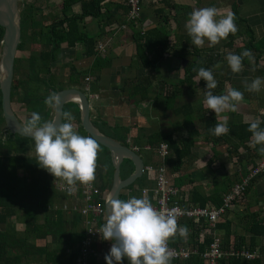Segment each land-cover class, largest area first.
<instances>
[{
	"label": "crops",
	"instance_id": "1",
	"mask_svg": "<svg viewBox=\"0 0 264 264\" xmlns=\"http://www.w3.org/2000/svg\"><path fill=\"white\" fill-rule=\"evenodd\" d=\"M139 1L140 17L136 22H130L127 21V0H103V4L108 8V19L99 21L95 17H86L82 21L84 32L88 37H93L96 42L94 53L85 56L83 54L85 45L77 43L74 47L68 48L61 45L62 56L68 55L71 62L70 68L73 67L75 71H81L84 74L83 76L81 73L80 78L83 82L82 89L91 98L90 120L92 123L107 136L119 140L137 152L143 159L144 170L139 177L140 181L135 182V180L133 186L123 188L119 195L120 200L126 201L135 196L147 198L151 204L154 203L156 197L160 195L156 178L159 173H162L177 191V198L181 204L216 207L213 201L219 199L229 185L238 182L264 156L262 151L258 155L252 137L243 144L237 141L230 131L222 135L221 139H217L213 132L208 139L205 138L212 125L209 121L210 115L216 124L223 122L226 118L228 126L251 123L257 118L264 119V85L258 92L248 91V85L256 77L264 78V0ZM76 6L75 12H78L80 6L79 4ZM203 7H215L218 12L217 19L229 12L234 14L232 9L234 7L238 31L235 34L230 33L227 38L221 39L213 46H210L207 40L203 46H195L187 32L186 22L194 9ZM163 13L167 15L168 22L161 24L167 31L171 47L159 66L145 68L137 57L133 32L159 25ZM248 44L262 49L261 54L255 57L256 52L253 53L252 48L244 47ZM77 48L80 53H77ZM197 49L201 50L200 56L218 60L217 64L210 68L223 94H227L233 88L243 93L244 99L237 104L236 111L225 110L223 113L215 114L209 109L205 98L207 92L205 95L201 92L198 76L192 77L190 80L192 85L188 88H184L185 85L179 83L183 78V70L188 60H192ZM241 50H250L251 59L245 57L242 61V70L239 73H233L227 63V56L229 53L241 54L243 52ZM202 51L204 54L201 53ZM75 55L78 56L74 57ZM97 59L100 65L93 68V63ZM105 59L108 63L101 65L102 60ZM145 76L150 78L151 84L147 95L142 98L143 92L139 90L138 83L139 79ZM173 85H177L178 88L182 86L184 91L179 95L177 93L173 102L164 100V96L168 90L173 89ZM73 105H76L77 109ZM73 105L68 106H70L69 112L74 116L72 124L76 130L80 113L78 104L73 103ZM49 115L52 119L53 112ZM158 132L170 134L176 140L191 137L193 145L189 153L179 161L170 151L168 144L160 142L166 143L168 147V154L163 156L158 149L160 143L157 146H151L148 140L149 135ZM102 166L97 163L99 176L101 171L103 173L107 171V167L103 169ZM123 172H125V166ZM104 178L106 175L103 179L100 176L101 184L99 185L96 176L94 184L98 188L101 187ZM64 182L60 180L58 184ZM78 186L79 184H75L76 189ZM76 189L69 193L62 191L67 195V198L61 201L62 207H65L67 212L70 209L77 210L76 207L83 203L82 197L76 196ZM99 190L101 191L100 188ZM101 193L103 195L101 203L104 204L105 194L103 191ZM215 193H218V196H214ZM200 203L204 205L201 206ZM80 215L85 218L82 214ZM183 220L185 219H178L177 224L188 229L187 236L182 237L184 245L171 247L188 249L191 251L190 257L198 256L201 264L208 263L198 253L197 248L192 246V243L195 240L202 243L205 239L209 243L213 236L221 239L222 248L226 250L244 248L256 254L251 260L241 257H234L233 260L230 257L222 260L220 264H264V231L256 236L251 234L254 230L260 232L262 225L264 227V171L249 183L245 194L220 215L213 226L189 219L196 226L201 227L197 233L196 227L189 226ZM254 222L258 225L253 227L251 225ZM80 225L85 228L83 221ZM177 236L179 237V234L175 237ZM101 240L100 244L104 243L105 240ZM208 243H205V248ZM35 255L37 257L36 253L28 257L30 264L43 263L40 258L33 259ZM94 256L95 263L101 264L96 260L95 252ZM186 260L177 259L171 261V264H183ZM122 264H129L127 258L123 259Z\"/></svg>",
	"mask_w": 264,
	"mask_h": 264
},
{
	"label": "trees",
	"instance_id": "2",
	"mask_svg": "<svg viewBox=\"0 0 264 264\" xmlns=\"http://www.w3.org/2000/svg\"><path fill=\"white\" fill-rule=\"evenodd\" d=\"M19 3L26 5V12L21 17V25L22 27L25 26V30H29L34 36V29L38 25V21L34 20L33 11H36L35 8L37 7L33 4V1L26 2V0H19ZM74 4H79L80 9L78 12L71 10ZM107 9V6L103 4V0H62L60 4L61 16L56 20V28L52 31L53 35L50 39L54 38L56 48L61 43L66 44L68 47H74L77 43H83L85 45L83 54L85 56L92 55L94 53L96 42H94L93 37H88L86 35L83 30L82 21L86 17H95L99 19V21H105L109 16ZM232 9L234 16L236 17L237 14L234 7ZM162 22H168V17L165 13H163L159 25L142 31L135 30L133 32L137 57L145 68H155L156 66H159L160 62L165 58V53H167L171 47L167 31L164 25L161 24ZM1 36L2 28L0 27V49ZM50 39L46 38L44 40L47 45L49 44ZM244 47L249 49L252 48L253 53L256 52L255 57H258L257 54L260 55L262 52V49H258L253 46V44H248ZM200 51V49L195 51L194 54L196 58L188 60L187 65L183 70V78L179 83L185 85L184 88H188L192 85L190 84V80L192 77L198 76L199 68H210L217 64L218 60L216 58L205 57L202 59L199 54ZM49 56L50 54L45 52V54L40 57L45 61V66ZM182 56H185V54H182ZM18 62L19 59L15 58L14 69L16 70L18 69ZM107 63V59H105L102 60L101 65ZM99 65L100 63L97 59L93 63V68ZM28 67L27 78L34 83L41 80L39 72L40 68L43 66L38 58L31 56L28 59ZM70 73L73 82L76 81L79 73H77L73 67L70 68ZM82 75L84 76L83 73ZM146 76L139 79L140 81L138 83L139 90L143 92L141 93L142 98L147 95L148 88L151 84L150 78ZM199 84L201 86L202 84L206 85V82L199 77ZM183 91L184 89H182V86L178 88L177 85H173V89L167 91L164 100L173 102L176 94L178 93L179 95ZM17 93V86L13 85L11 87V99L14 96H17ZM212 93L214 95H223V92L218 85ZM25 101H28V104H37L33 102L31 96L25 97L24 102ZM40 107L43 108L42 105H40ZM40 107L38 108L40 109ZM69 108L70 106H67L65 112H69ZM38 113L41 115L42 121H49L51 119L50 115L44 110ZM209 118L210 125H212L209 128L210 130L208 134L205 136L206 139L212 134V130L216 126L214 118L211 115ZM77 119L79 121L78 113ZM261 121L264 122V119H261ZM4 125L0 97V264H23V262L25 264H30L31 261L28 260V257L34 253L37 240L44 241L42 254L45 264H76L77 259L80 257L79 250L82 241L86 237L85 230L80 225L82 223L80 212L75 209H70L67 212V210L64 209L65 207H62L61 201L67 198L66 192L57 189L54 182L56 178L38 165L37 156L35 154L31 155L29 153V151H35L34 139L13 134ZM249 125L250 123L231 124L229 126V131L235 136L237 141L243 144L252 137V133L249 131ZM261 126H264V123H262ZM77 132L80 135L88 136L81 127L80 121L78 122ZM221 137L222 135L216 136L217 139H221ZM148 140L151 146H157L160 142H166L170 151L175 154L179 161L189 153L190 147L193 145V139L191 137L176 140L173 139L170 134L159 132L149 135ZM102 148L105 151L107 162L112 167L109 151L104 147ZM256 150H258L257 153L260 155L261 150L259 145H256ZM21 152H24L27 155L24 154L21 163H19L18 154ZM128 166L129 168H127ZM132 170L133 165L127 161L125 164V172L121 174V177L124 178L126 175L130 174ZM107 174L108 173L106 172L105 175L107 176ZM100 176L103 177L102 171L100 172ZM111 176L112 173L109 176V182L103 183L102 186L99 187L104 194L110 188L112 181ZM138 181H140V178L136 179L135 182ZM135 182L128 187L133 186ZM77 184H79V186L75 193L78 198H81V183L77 182ZM231 186L232 184L227 187V191L230 190ZM248 186L246 187L244 194L248 190ZM227 191H224V193ZM214 196H218V193H215ZM219 197V199L213 201V204L216 206L221 205L223 194ZM199 205L203 206L204 203H200ZM17 217L23 224L20 232L17 231L16 224L14 223V219ZM103 219L99 218L96 221V227H102L103 224L106 223ZM183 221H186V223L189 224V226H193V228L196 227L195 231L197 233L200 231L201 227L196 226L192 221ZM257 225L258 223L254 222L251 226L254 227ZM260 229V232L254 230L255 232L253 231L251 234L253 236L262 234L264 231L263 225ZM96 241L97 240H94L91 245V250L87 256V264H96L94 256V248L97 245ZM101 241L104 240L102 239ZM182 242V237L177 236L171 239L169 245L175 247L181 244L184 245ZM205 243H208L206 239L203 240L202 243L195 240L193 241L192 246H195L198 253H201L205 248ZM51 244L53 245V248H51ZM230 259L234 260L235 258L231 257ZM171 261L176 260L171 259ZM193 263L201 264V259L198 256H191L184 261L183 264Z\"/></svg>",
	"mask_w": 264,
	"mask_h": 264
},
{
	"label": "clouds",
	"instance_id": "3",
	"mask_svg": "<svg viewBox=\"0 0 264 264\" xmlns=\"http://www.w3.org/2000/svg\"><path fill=\"white\" fill-rule=\"evenodd\" d=\"M215 7L194 9L186 22V29L192 43L201 47L205 41L213 46L228 35L238 31L235 16L229 12L217 19ZM251 59V51L244 50L241 54L229 53L227 63L233 73L243 68V59ZM198 76L206 82L207 89H215L217 80L211 68L201 67ZM264 78L256 77L249 85L248 91H260ZM244 99L238 89H230L227 94L214 95L206 93L207 107L215 114L225 110L236 111L237 104ZM44 103L58 109L61 103L60 94L50 92ZM63 123L42 121L38 112H32L25 130L34 139L38 165L61 178L67 185L77 182L89 184L96 179L97 154L99 145L92 136L80 135L74 128L71 112L62 114ZM260 118L249 125L253 144L260 145L264 152V126ZM216 136L229 132L228 120L217 123L212 130ZM111 214L98 233L105 241H111L109 252L105 255L106 264H122L127 258L129 264H171V252L168 241L177 234L185 237L188 229L178 226L175 212H163L153 207L144 197L132 196L128 200L113 199L110 201Z\"/></svg>",
	"mask_w": 264,
	"mask_h": 264
},
{
	"label": "water",
	"instance_id": "4",
	"mask_svg": "<svg viewBox=\"0 0 264 264\" xmlns=\"http://www.w3.org/2000/svg\"><path fill=\"white\" fill-rule=\"evenodd\" d=\"M0 27L2 28L0 49V97L4 126L13 134L33 139L25 130V125L16 117L11 103L14 61L17 56L18 44L21 36L18 0H0ZM184 62L185 60L182 65ZM57 93L60 94L61 103L58 109H53L51 121H56L57 124L62 123V114L65 104H78L80 125L86 132V135L95 138L98 145L109 151L113 173L110 188L104 195V220L106 222L111 214L110 201L119 199L121 190L141 177L144 170L143 159L137 152L125 146L120 141L107 136L92 123L90 120L91 98L86 91L79 90L76 87H70L61 89L57 91ZM127 161L133 165L134 170L129 175L122 178L121 173ZM96 176L98 177L97 181L99 180L100 185L101 182L98 170L96 171Z\"/></svg>",
	"mask_w": 264,
	"mask_h": 264
},
{
	"label": "built area",
	"instance_id": "5",
	"mask_svg": "<svg viewBox=\"0 0 264 264\" xmlns=\"http://www.w3.org/2000/svg\"><path fill=\"white\" fill-rule=\"evenodd\" d=\"M128 12L127 21L136 22L140 17L141 4L139 0H127ZM142 31V30H141ZM159 151L163 156L168 154V147L166 143L159 144ZM264 171V156L257 162V164L251 167L247 173L240 179V181L233 183L230 190L224 195L220 206L207 208L200 206H185L177 198V191L172 187L168 181L164 178L162 173H159L156 181L157 187L160 190V195L156 197L155 202L152 203L153 207L163 212H175L178 219L193 220L198 223H206L211 226L216 223L217 219L227 209L230 208L234 201L239 200L249 185L251 180L258 174ZM57 189L73 192L75 191V185L69 186L66 182L59 184ZM145 192V190H143ZM82 204L77 206V210L85 218V234L86 237L82 241L79 250V259L76 264H87V256L91 250V241L100 236L98 233L101 227H96V221L104 218V205L101 203L103 195L99 188L94 184V181L89 184H81ZM104 220V219H103ZM90 245V246H89ZM168 248L172 254L171 259H188L191 255V251L182 247L175 248L169 246ZM195 252V251H194ZM208 264H220L222 260L230 257H241L246 260L255 258L256 254L253 251L247 249H224L222 248L221 239L218 236H213L207 247L199 253Z\"/></svg>",
	"mask_w": 264,
	"mask_h": 264
},
{
	"label": "flooded vegetation",
	"instance_id": "6",
	"mask_svg": "<svg viewBox=\"0 0 264 264\" xmlns=\"http://www.w3.org/2000/svg\"><path fill=\"white\" fill-rule=\"evenodd\" d=\"M34 5L37 7L35 8L36 11H33V18L34 20L38 21V25L34 29V36L29 30H25V26L22 27L21 25V17L22 15L25 14L26 10V5H23L22 3H19L18 0V9H19V15H20V40L18 44V51L23 49V54L22 55H17L16 58L19 59V64L17 65L18 69H14L13 72V79H12V86L15 85L17 86V99L16 96H14V99H16L17 104H19L22 109H21V114H18V112H15L13 109L16 117L19 119L20 122H22L24 125L25 124V117L27 118L28 116H31L32 112L31 110L28 112V101L24 102V98L27 96H31L33 99V102L38 104L39 106L42 105L44 108V111L46 113L52 114L53 108H50L44 103L45 98L50 94L52 91H59L61 89H67L70 87H76L79 90H83V82L81 77V71H76L79 73L78 78L76 81H72L71 79V73H70V66H66L69 62L63 60L62 56V47L59 46L56 48V44L53 39H50L52 37V31L56 28L55 23L57 18L61 16V12L58 13L57 15L56 10L53 11V17H51L49 22H43L45 19H43V12H42V7L41 5H37L35 3V0H32ZM30 0H26V2H32ZM61 4V3H60ZM45 16V15H44ZM43 19V20H42ZM60 28V27H59ZM28 36L30 40H27L24 45L22 44V37ZM49 38L50 42L47 45L45 43V39ZM31 46L36 45V48L34 46L33 50H29V45ZM34 44V45H33ZM65 48L68 46L65 44ZM17 51V53H18ZM45 52H48L50 54L49 59L46 61V66L44 65L45 61L42 60L40 57L45 54ZM56 52H59L58 54L60 55L59 57L56 56ZM52 55V56H51ZM31 56H35L38 58L39 62L42 63V66L40 68L39 76L41 77L42 74L45 77V81H38L36 83L31 82L29 78H27V73L29 70L28 67V59ZM68 56V55H67ZM68 58L69 60V56ZM19 71V72H18ZM22 74L23 76L20 77L19 74ZM87 78V77H85ZM11 86V87H12ZM13 98L11 99V103ZM91 101V100H90ZM73 104V103H72ZM70 105V103L65 104L63 113L65 112V108ZM13 108V107H12ZM27 109V110H26ZM48 113V114H49ZM23 118V119H22ZM64 122V118H62V123ZM78 130V126L76 131ZM103 172V171H102ZM103 176H105V173H103ZM103 179V177H102Z\"/></svg>",
	"mask_w": 264,
	"mask_h": 264
},
{
	"label": "rangeland",
	"instance_id": "7",
	"mask_svg": "<svg viewBox=\"0 0 264 264\" xmlns=\"http://www.w3.org/2000/svg\"><path fill=\"white\" fill-rule=\"evenodd\" d=\"M30 1H32V0H30ZM61 1L62 0H35V3L37 4V5H41V7H42V12H43V19H45L43 22H49L50 21V19H51V17H53V11L54 10H56V12H57V15H59L58 13H60V3H61ZM77 4H74L73 6H72V8H71V10L72 11H75L76 9H77V6H76ZM141 13V12H140ZM45 15V16H44ZM42 19V20H43ZM122 27H124L123 25H122ZM27 40H30V38L28 37V36H24V37H22V41H23V45H24V43H26V41ZM34 45V44H33ZM65 46L64 44H60V46ZM35 46V48H36V45H34ZM34 46H31V44L29 45V50H33V48H34ZM24 49V48H23ZM23 49H21L20 51H18V53H17V55H22L23 54ZM77 50V53H80L79 52V50H78V48L76 49ZM204 51V50H203ZM201 52L202 54H204V52ZM57 54H56V56L57 57H59L60 55L58 54L59 52H56ZM68 53V52H67ZM66 56L67 55H65V56H63V60L64 61H66L67 60V62H69L66 66L68 67V65L71 63L70 62V60H68V58H66ZM78 55H75L74 57H77ZM194 56V55H193ZM68 57V56H67ZM196 57L194 56L193 58H192V60L193 59H195ZM201 58L203 59V58H205V56H201ZM201 59V60H202ZM199 62H200V60H199ZM17 71V70H16ZM19 72V71H18ZM20 75V77H22L23 75L20 73L19 74ZM42 80H44L45 81V77L43 76V74H42V76H41V80L40 81H42ZM204 87H206V86H204V84H202V86H201V88H202V93L205 95V93L206 92H208V91H211L212 92V89L210 90V89H207V88H204ZM16 98H17V96H16ZM13 100H15V101H12V107H13V109L15 110V112H18V114H21L22 115V113H21V109H22V107L19 105V104H17V102H16V99H14V97H13ZM28 105V112L30 111V110H32V111H34V112H42V110H44V108H42V107H40L38 104H36V105H33V104H27ZM33 105V106H32ZM73 104L72 103H70V106H72ZM38 107H40V109L38 108ZM73 107H77L76 105H73ZM77 109V108H76ZM50 111V110H49ZM48 111V112H49ZM31 113V112H30ZM29 118H30V116H28L27 118L25 117V124L28 122V120H29ZM23 119V118H22ZM29 153L32 155V154H35L36 155V151H29ZM25 153L24 152H21V153H19L18 154V161H19V163H21V160H22V157H23V155H24ZM25 155H27V154H25ZM106 155H105V151L103 150V148L102 147H100L99 146V149H98V154H97V163L99 164H101V165H103L102 166V168L103 169H105L106 167H107V176H106V178H104V183H106V182H109V176L111 175V173H113V169H112V167L110 166V164L107 162V158L105 157ZM105 167V168H104ZM245 175V174H244ZM43 176V175H42ZM111 178H112V176H111ZM60 180H62L61 178H56L55 180H54V182H55V186L56 187H58L59 186V184H58V182H60ZM240 181V180H239ZM236 183V182H235ZM232 187V186H231ZM230 187V188H231ZM59 191H62V190H59ZM228 192V191H227ZM227 192H225V193H223V197H224V195L227 193ZM63 204V203H62ZM233 204V203H232ZM231 207V206H230ZM225 213V212H224ZM223 213V214H224ZM85 218H86V216H85ZM85 218H82V221L84 222L85 221ZM14 223L16 224V228H17V231H21V229H22V227H23V224H22V221L17 217V218H15L14 219ZM101 235V234H100ZM101 238V236H98V237H96L94 240H99L98 242H97V245H96V247L94 248V252L96 253V260L98 261V263H101V264H106V260H105V255L109 252V250H110V247H111V244H112V242L111 241H104V243H102V244H100V240L102 239H100ZM94 240H92L90 243V245H92V243L94 242ZM43 244H44V241L43 240H37L36 241V249H35V251H34V253H36L37 254V257H36V255H35V258H33V259H35V260H37L38 258H40L41 259V261H43V263L45 264V262H44V257H43V254H42V252H43ZM89 245V246H90ZM51 248H53V245L51 244ZM92 248H93V246H92ZM32 258V257H31ZM43 263H41V264H43Z\"/></svg>",
	"mask_w": 264,
	"mask_h": 264
}]
</instances>
